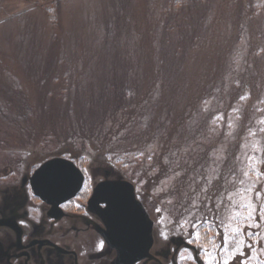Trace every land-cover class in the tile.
Listing matches in <instances>:
<instances>
[{
  "label": "rangeland",
  "instance_id": "374dc122",
  "mask_svg": "<svg viewBox=\"0 0 264 264\" xmlns=\"http://www.w3.org/2000/svg\"><path fill=\"white\" fill-rule=\"evenodd\" d=\"M56 157L134 187L152 254L264 264V0H0V185Z\"/></svg>",
  "mask_w": 264,
  "mask_h": 264
},
{
  "label": "flooded vegetation",
  "instance_id": "af4514ba",
  "mask_svg": "<svg viewBox=\"0 0 264 264\" xmlns=\"http://www.w3.org/2000/svg\"><path fill=\"white\" fill-rule=\"evenodd\" d=\"M81 172L84 173L82 169ZM7 176L0 185V264H117V252L102 235L105 226L88 205L93 189L102 181L90 189L84 180L74 198L52 211L34 195L30 177L18 179L13 171ZM99 207L104 209L105 205ZM68 221L72 227L66 228ZM88 233L94 238L78 249L64 242L69 235L76 242ZM155 241L152 227L149 257L134 264H166L164 260L169 261L167 264H204L201 254L188 240L178 243L171 252L152 254ZM190 252L194 263L184 257H191Z\"/></svg>",
  "mask_w": 264,
  "mask_h": 264
},
{
  "label": "water",
  "instance_id": "95a60500",
  "mask_svg": "<svg viewBox=\"0 0 264 264\" xmlns=\"http://www.w3.org/2000/svg\"><path fill=\"white\" fill-rule=\"evenodd\" d=\"M83 180L82 172L72 161L53 158L34 172L30 185L36 197L49 205L52 211H57L59 205L77 195ZM88 204L105 226L102 235L117 252V264H134L149 257L152 222L135 199L130 183H101L94 189ZM100 204L105 208L101 209Z\"/></svg>",
  "mask_w": 264,
  "mask_h": 264
},
{
  "label": "snow or ice",
  "instance_id": "6c2138e0",
  "mask_svg": "<svg viewBox=\"0 0 264 264\" xmlns=\"http://www.w3.org/2000/svg\"><path fill=\"white\" fill-rule=\"evenodd\" d=\"M242 99H243V97H242ZM257 195H259V193H257ZM224 264H227V261H225Z\"/></svg>",
  "mask_w": 264,
  "mask_h": 264
},
{
  "label": "bare ground",
  "instance_id": "6f19581e",
  "mask_svg": "<svg viewBox=\"0 0 264 264\" xmlns=\"http://www.w3.org/2000/svg\"><path fill=\"white\" fill-rule=\"evenodd\" d=\"M56 158H59V157H56ZM79 168V167H78ZM80 169V168H79ZM84 172V171H83ZM108 181V180H107ZM116 182V181H115Z\"/></svg>",
  "mask_w": 264,
  "mask_h": 264
}]
</instances>
